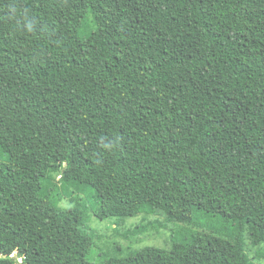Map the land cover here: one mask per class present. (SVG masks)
I'll list each match as a JSON object with an SVG mask.
<instances>
[{
	"label": "trees",
	"instance_id": "1",
	"mask_svg": "<svg viewBox=\"0 0 264 264\" xmlns=\"http://www.w3.org/2000/svg\"><path fill=\"white\" fill-rule=\"evenodd\" d=\"M0 156V264H259L264 0H0Z\"/></svg>",
	"mask_w": 264,
	"mask_h": 264
},
{
	"label": "rangeland",
	"instance_id": "2",
	"mask_svg": "<svg viewBox=\"0 0 264 264\" xmlns=\"http://www.w3.org/2000/svg\"><path fill=\"white\" fill-rule=\"evenodd\" d=\"M0 161L5 162V157L0 156ZM61 204L64 207H68L71 205V202L67 199ZM157 221L163 223V218L159 216L138 215L117 224L113 219L98 220L92 217L91 227L96 231V235L94 238L95 246L90 261L94 264H100V258H98L100 255L112 258H123L127 256L129 250H140L147 246L169 249L172 238L177 231L183 230L184 233L198 231V228L189 227L181 223H172L168 227L166 226V228L157 231H151L149 229H146L143 233H135L133 231L137 225L149 226V224ZM199 222L204 223L206 219L201 218ZM261 246L264 247V245ZM249 251L250 255L255 257L258 252V247H249ZM262 251H264V248ZM256 262L264 264V259Z\"/></svg>",
	"mask_w": 264,
	"mask_h": 264
}]
</instances>
